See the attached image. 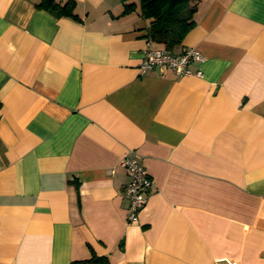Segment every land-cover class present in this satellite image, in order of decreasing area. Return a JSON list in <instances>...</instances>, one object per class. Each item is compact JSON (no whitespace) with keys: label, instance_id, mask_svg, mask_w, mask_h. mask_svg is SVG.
I'll return each instance as SVG.
<instances>
[{"label":"crops","instance_id":"0c3cea01","mask_svg":"<svg viewBox=\"0 0 264 264\" xmlns=\"http://www.w3.org/2000/svg\"><path fill=\"white\" fill-rule=\"evenodd\" d=\"M73 1L0 0V264H264V0H197L185 75L139 71V0Z\"/></svg>","mask_w":264,"mask_h":264},{"label":"trees","instance_id":"16d2710c","mask_svg":"<svg viewBox=\"0 0 264 264\" xmlns=\"http://www.w3.org/2000/svg\"><path fill=\"white\" fill-rule=\"evenodd\" d=\"M197 0H139L141 15L149 19L147 36L160 44L161 48L171 50L180 44L187 32L194 25L193 12ZM75 2L67 0L64 3L55 0H39L37 6L56 15L76 17L73 12ZM134 4H126L124 12ZM104 257H92L83 262H104ZM75 262L73 264H79Z\"/></svg>","mask_w":264,"mask_h":264},{"label":"built area","instance_id":"2783aa9c","mask_svg":"<svg viewBox=\"0 0 264 264\" xmlns=\"http://www.w3.org/2000/svg\"><path fill=\"white\" fill-rule=\"evenodd\" d=\"M151 41L148 40L143 58L139 64L141 73L150 68L158 67L160 70L169 68L176 74L185 75L191 72L188 68L190 61L203 58L201 52L195 47H184L180 53L175 54L165 48L152 47ZM120 165L129 176L124 189L128 200L126 220L128 222H138L139 214L147 202L153 181L145 166L137 159L131 149L122 156Z\"/></svg>","mask_w":264,"mask_h":264}]
</instances>
